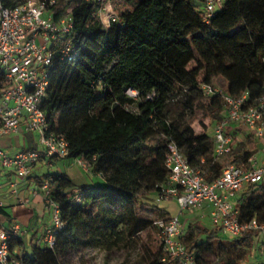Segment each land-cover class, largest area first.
Masks as SVG:
<instances>
[{
  "label": "trees",
  "instance_id": "16d2710c",
  "mask_svg": "<svg viewBox=\"0 0 264 264\" xmlns=\"http://www.w3.org/2000/svg\"><path fill=\"white\" fill-rule=\"evenodd\" d=\"M111 1L119 20L109 28L97 20L96 0H58L52 8L55 20L70 13V38L78 53L63 60L60 47L54 49L44 104L49 131L64 136L68 158L83 159L100 182L78 187L66 173L39 178L40 185L50 182L65 225L54 249L34 244L27 252L21 239L13 240L11 251L22 264H64V255L81 245L80 234L86 231L107 250L132 245L137 235L153 232L156 242L145 246L141 264H166L154 223L173 217L157 209L159 218L148 222L136 206L145 197L160 200L168 186L169 144L175 143L208 183L231 165L247 164L258 152L255 138L241 131L231 133V152L215 158L214 128L212 135L197 133L182 115L171 114L173 106H181L183 113L202 109L215 127L225 118L227 106L220 97L206 98L201 85L215 86L218 69L238 64L248 73L243 92L249 94V105L264 98V0H227L209 23L201 12L204 0ZM191 52L203 67L187 71L178 62ZM2 80L0 72V87ZM236 207L241 222L256 218L264 224V184L244 187ZM0 221L12 227L13 219L4 209ZM180 241L196 264L263 261L264 239L258 231L228 239L219 227L195 222L188 224ZM258 249L259 255L254 253Z\"/></svg>",
  "mask_w": 264,
  "mask_h": 264
},
{
  "label": "built area",
  "instance_id": "2783aa9c",
  "mask_svg": "<svg viewBox=\"0 0 264 264\" xmlns=\"http://www.w3.org/2000/svg\"><path fill=\"white\" fill-rule=\"evenodd\" d=\"M58 0H0V72L3 80L0 87V137L18 134L24 127L27 133H37L43 151L27 149L15 155L8 154L0 145V166L15 175L17 181L11 183L17 197L20 184L30 176L35 165L43 158L68 159L69 144L64 136L49 131V121L44 104L51 84L54 49L60 47L62 59L77 56V47L70 35L74 23L70 13L55 20L52 8ZM99 8L96 14L104 27L117 22L119 17L112 10L111 0H96ZM227 0H204L201 8L207 23L216 15ZM63 40L62 44H59ZM201 91L206 98L220 97L227 106L225 118L214 127L215 158L232 150V130L251 134L264 153V98L258 104L249 105V94L239 96L226 94L222 89L202 84ZM137 98L133 90L127 92ZM75 162L92 174V166L83 159ZM167 169L168 186L162 190L161 199H176L181 213L186 210L209 209L213 225L224 235L244 236L250 231H258L264 239V224L255 218L241 222L236 207L239 193L248 185L264 184V162L256 156L247 164L227 167L222 176L208 183L203 175L194 170L183 151L175 144L168 146ZM49 181L34 188L35 196L42 195L46 209L51 214V225L38 242L39 246L54 249L57 236L64 229L61 209L52 198ZM4 203L0 201V211ZM160 230L163 245L162 262L166 264H196L193 254L180 241L185 225L180 218L154 223ZM23 233L17 226L8 228L0 221V264H22L13 254L10 245L20 239ZM264 264V244L262 247Z\"/></svg>",
  "mask_w": 264,
  "mask_h": 264
},
{
  "label": "rangeland",
  "instance_id": "374dc122",
  "mask_svg": "<svg viewBox=\"0 0 264 264\" xmlns=\"http://www.w3.org/2000/svg\"><path fill=\"white\" fill-rule=\"evenodd\" d=\"M112 5V1H111ZM112 10L116 14V11L112 5ZM117 15V14H116ZM238 28L236 29V31ZM63 40L60 41L59 44H62ZM179 66L185 70H191L192 68L199 66L203 67L200 59L194 52L188 53L184 56L179 62ZM245 76L246 80H248V73L243 68L241 64L218 69L216 72V78L214 80V84L219 89H229L230 91L235 93L243 94V90L245 87ZM181 106H173L172 108V117H177L182 115L187 123H189L197 133H202L206 131L209 134H213V121L211 120L210 116L205 113L202 109H195L193 113L182 112ZM243 132V131H242ZM240 130H233V133H237V135L242 134ZM37 135V134H36ZM237 140L241 139L240 136H237ZM34 144L37 145V149L42 151L43 146L40 144L38 135L36 136V140ZM72 161L69 160H55V159H45L37 164L33 171V175L37 177H42L43 175L53 174L57 172H65L74 175L76 173L78 178H75V182L77 185H83L86 187L87 185H94L92 179L98 180V176L87 177L83 175L82 171L80 170L79 166L73 165V167L68 168L66 167V162ZM52 162L53 164L49 165ZM142 204L136 206V210L140 218L148 221L153 222L157 220L159 216L157 215V209L165 211L168 216L173 218H180V221L184 223L185 227L188 226L194 219L202 216L201 224L205 227L212 228L213 223L211 219L207 216H204L202 210H186L181 213V208L176 199H160L157 197L143 198ZM22 209H25L22 207ZM98 212V211H97ZM167 216V217H168ZM45 222H51L52 218L48 212L44 214ZM151 232H144L136 237H134L135 242L132 245L120 244L115 246L112 250H107L106 247L103 245L101 240L93 239L91 234L83 232L80 234V242L81 245L77 248H74L67 252L64 255V264H141L143 260V252L145 246H152L156 240L155 236L152 234V238L149 237ZM226 238H233L228 235H224ZM156 237L160 240L159 234ZM161 241V240H160ZM88 243V245H85ZM14 252L16 254L21 253L18 249H15ZM31 252V250H30ZM255 254H261L260 250H255ZM210 259V257L208 258ZM212 259V258H211ZM214 260V258L212 259Z\"/></svg>",
  "mask_w": 264,
  "mask_h": 264
},
{
  "label": "crops",
  "instance_id": "0c3cea01",
  "mask_svg": "<svg viewBox=\"0 0 264 264\" xmlns=\"http://www.w3.org/2000/svg\"><path fill=\"white\" fill-rule=\"evenodd\" d=\"M235 130V129H234ZM233 133V130H232ZM37 133H27L25 128L23 127L21 131L13 136H3L0 137V145L1 147L10 155H15L21 151H25L27 149H37V145L34 144L36 140ZM39 137V136H38ZM258 144V143H257ZM43 151V149H42ZM259 163L264 162V153L261 151V146L258 145V152L256 155ZM45 159H55L49 157H43L39 162ZM55 160H69L68 159H55ZM72 161L66 162V167L71 168L73 165L79 166L74 159ZM38 162V163H39ZM37 163V164H38ZM35 165V167L37 166ZM53 164L52 162L49 165ZM33 168L29 178L22 184L19 185L17 190V197L13 194L11 189V183L17 181V178L12 173L5 171L0 166V201L4 203V210H6L13 219L12 226H17L23 235L20 239L24 243L23 250L25 249L27 252H30L32 245L37 244L41 239L42 235L46 232V230L50 227L51 222H45L44 214L46 212L50 214V212L46 209L44 200L42 195L35 196L33 194V189L41 186L39 184V178L33 175ZM83 175L87 177H92L83 167L79 166ZM57 173H65V172H57ZM52 174V173H51ZM54 174V173H53ZM71 177V179L75 182V178H78L76 173L71 175L69 172L66 173ZM49 175V174H48ZM100 180V177L98 176ZM93 184H97L100 181H96L92 179ZM77 185V183L75 182ZM92 184L87 185L86 187L94 186ZM78 187H84L83 185H77ZM24 207L25 209H22ZM204 216L210 217V212L208 208L202 209ZM202 216L194 219L191 223L198 222L201 224ZM184 224V223H183ZM186 228V227H185Z\"/></svg>",
  "mask_w": 264,
  "mask_h": 264
}]
</instances>
